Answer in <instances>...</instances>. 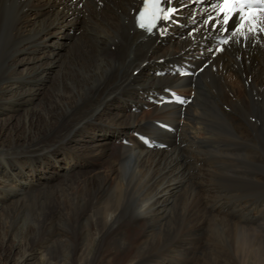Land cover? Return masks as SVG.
I'll use <instances>...</instances> for the list:
<instances>
[{
  "label": "bare ground",
  "instance_id": "obj_1",
  "mask_svg": "<svg viewBox=\"0 0 264 264\" xmlns=\"http://www.w3.org/2000/svg\"><path fill=\"white\" fill-rule=\"evenodd\" d=\"M140 3L0 0V264H193L211 219L241 264H264L260 236L226 220L264 219L262 195L228 207L239 150L264 145V32L223 33L212 0H172L182 25L147 35ZM170 89L191 100L163 102ZM33 193L26 223L12 208ZM204 248L198 264H227Z\"/></svg>",
  "mask_w": 264,
  "mask_h": 264
},
{
  "label": "rangeland",
  "instance_id": "obj_2",
  "mask_svg": "<svg viewBox=\"0 0 264 264\" xmlns=\"http://www.w3.org/2000/svg\"><path fill=\"white\" fill-rule=\"evenodd\" d=\"M81 25H82V22H78V23L74 24L73 27H74L75 31H73V33L77 34L78 31H80V29H81ZM178 27H180V26H178ZM69 33H72V31L69 30ZM4 38H5V40L2 39L0 41V53H5L8 49V43L9 42L7 43L6 40H7V38H9V35L8 36L4 35ZM69 38H70L69 35L63 37L64 40H68V41H69ZM65 49H66V46L61 48V50L63 52ZM145 109H146V107H145ZM208 112H210V110H208ZM222 118H223V120H222ZM224 119H225L224 115L219 112L218 120L223 121L222 122L223 127L220 129L223 130L222 132L227 133L226 134L227 136H231L229 138L235 137L236 129L234 128L233 125L227 124ZM249 127L251 128V126H249ZM133 131H135V130H133ZM260 137H261V135H257V134L253 135V139L256 140V144L254 143V145H251V146L246 145L245 147H243L242 149L239 150V153H238L239 155H237V159L235 161L240 165V168L244 173L242 174V177H241V181H240L241 183L239 184L238 187L235 188V190L233 192V197L231 198V202L228 205L229 208L231 207L230 209H232V207H234L236 204H243L244 205L245 203H247V205L245 207L248 209L251 206H253L254 204H256L258 202V200L262 199V196H264V192H263L264 191V145H262L261 143L259 144L258 139ZM124 143H126V142L124 141ZM252 146L254 148H252ZM163 149H166V148H163ZM246 149L248 152H251V153L250 154L247 153ZM242 150L244 151V153L242 152ZM179 153H181V152H179ZM246 166L249 167L248 170H247ZM242 181H243V183H242ZM262 192H263V194H262ZM240 193H241V195H240ZM260 195H262V196L260 197ZM35 196L36 195L34 193L26 196L20 204H18L17 206L12 208L13 211H15L16 209H19L21 211L20 217L23 220V222L30 223L33 216L36 215V210L38 209V203L35 200ZM232 201H234V202H232ZM248 201H249V203H248ZM240 207H243V206L240 205ZM239 215L240 216L242 215V216L240 217ZM236 217H238L237 220H236ZM229 218L230 219H226L228 222H230L232 224L234 223L235 225L243 227V228L248 227L247 228L248 230H250L251 232H254L257 236H260V238L264 241V236L262 235L263 233L261 231V226H259L261 223H263L264 219H259V220H257L256 218L252 219L253 217L250 216L242 208L241 209L239 208L238 216L236 214L235 217H232V218L229 217ZM233 218H235V219H233ZM208 222L210 225L213 224V226H212L213 228H212V230L206 229L205 235L207 236V239H204V245H203L202 249L196 253L197 259H195L193 264H198L199 262H201L203 257L208 252L207 248L206 249L204 248L207 246L211 247L210 252L213 251L211 254L212 256H213V254H215V252H214L215 249L220 250L221 253H223V255L226 254L225 256H227L231 260L230 261L227 258V264H229V263L230 264H241L240 257H238L239 255L236 252V248L233 245L234 242L232 241L230 243L229 240H227L228 239V230L224 226L225 224H222V222H219V221L215 222V220L212 221V219H211V221H208ZM243 224H245V225H243ZM174 233L177 234V231H174ZM219 236L221 239L219 238ZM231 248H233V249H231ZM234 258H235V260H234ZM221 260L222 259L220 258V256L217 257V259H216L217 263L216 264H225V261H221Z\"/></svg>",
  "mask_w": 264,
  "mask_h": 264
},
{
  "label": "snow or ice",
  "instance_id": "obj_3",
  "mask_svg": "<svg viewBox=\"0 0 264 264\" xmlns=\"http://www.w3.org/2000/svg\"><path fill=\"white\" fill-rule=\"evenodd\" d=\"M172 0H143L142 7L137 16L138 25L152 31L159 21H168L173 14L177 12L175 7L171 6ZM165 5H168L165 7ZM256 5H259L258 7ZM217 5H214L216 7ZM219 13L223 19L208 17L212 26L217 27L223 32L234 29V35H246V33L256 34L264 32V20H259V16H264V0H219ZM238 19L235 22L234 17ZM246 29V33L243 31ZM231 38L221 41V47L216 51H224L223 45L229 44ZM173 96L175 94L173 93ZM181 100L180 97H176Z\"/></svg>",
  "mask_w": 264,
  "mask_h": 264
}]
</instances>
